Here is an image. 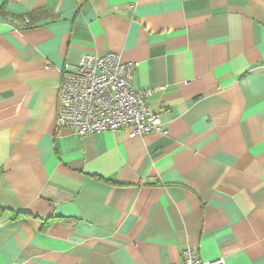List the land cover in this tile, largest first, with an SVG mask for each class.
<instances>
[{"label":"crops","instance_id":"1","mask_svg":"<svg viewBox=\"0 0 264 264\" xmlns=\"http://www.w3.org/2000/svg\"><path fill=\"white\" fill-rule=\"evenodd\" d=\"M85 53L133 63L165 132L58 128ZM188 247L264 264V0H0V264H175Z\"/></svg>","mask_w":264,"mask_h":264},{"label":"built area","instance_id":"2","mask_svg":"<svg viewBox=\"0 0 264 264\" xmlns=\"http://www.w3.org/2000/svg\"><path fill=\"white\" fill-rule=\"evenodd\" d=\"M24 22H29L24 17ZM134 64L121 62L115 53L82 54L75 69L61 75L57 90L55 122L79 135L128 128V137L165 132L162 109L146 100L149 90L132 85ZM175 264H223V259L201 260L195 248L182 251Z\"/></svg>","mask_w":264,"mask_h":264}]
</instances>
